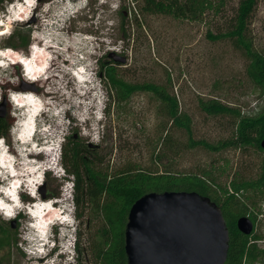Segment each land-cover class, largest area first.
Wrapping results in <instances>:
<instances>
[{"label": "rangeland", "instance_id": "rangeland-1", "mask_svg": "<svg viewBox=\"0 0 264 264\" xmlns=\"http://www.w3.org/2000/svg\"><path fill=\"white\" fill-rule=\"evenodd\" d=\"M22 1L3 0L0 3V32L5 30V34L0 35V51L11 49L28 57L33 46L45 49L50 45L47 56L51 57V63L46 76L31 82L25 79L22 64L0 60L8 64L6 68L0 67V88L6 93V105L2 106V100L0 106L12 127L16 125L18 109L9 93L34 91L39 93L46 109L44 114L39 113L35 126L40 128L43 123L49 124L53 132L47 135L48 138L57 134L61 143L74 135L101 156V165L109 173L129 165L155 173H198L204 174L220 190L230 188L233 180L258 177L264 163V147H238L233 143L237 139L240 118L233 114H208L199 106L200 98H216L251 116L263 104L264 98L249 76L251 58L244 48L235 40H214L209 36L210 31L217 33L219 27L222 30L227 27L240 0H226L220 14L209 12L202 20L151 14L141 9L142 0H29L36 7L28 13L30 18L26 21L18 20L17 10L24 5ZM26 6L23 11L27 12ZM123 28L127 29L128 38L123 37ZM248 38L254 50L264 54V0H259L252 14ZM90 50H95V59ZM111 51L121 52L127 61L114 62L108 56ZM80 55L83 56L79 58ZM74 61H82V65L89 63L87 68L93 70V83L81 85L70 74V69L76 66ZM103 62L116 66L119 76L132 84L153 82L167 86L170 78L169 91L177 96L180 109L192 117L194 140L222 145L221 149L213 151L202 145L187 147L188 132L172 126L159 113L160 102L150 92L137 91L128 102L110 106ZM30 83H35L36 90H31ZM15 99L21 101L24 98ZM57 112L58 116L55 115ZM63 113L67 118L63 119ZM12 129L6 136L7 142L11 152L18 157L15 168L25 174L35 166L31 161L29 165L23 158L19 160ZM166 136L171 138L167 143L163 141ZM41 158L44 166L50 159L48 154ZM6 172L0 176H5ZM64 174L62 164L47 171L49 178L37 191L40 200L49 199V194L55 192L60 197L59 204L67 203ZM26 176L32 177L28 173ZM30 198L28 194L25 197ZM242 201L257 215L255 234L263 238L259 244L264 246V195L250 191ZM22 216L7 219L0 214V227L12 240L11 245L0 250V264H29V258L34 256L25 246L33 243L32 239L38 233L30 227L29 215ZM56 223L60 224L59 221ZM101 226L99 220L88 224L86 217L78 222V239L84 251L79 254L77 249L76 264H92L89 244L96 241ZM63 247L68 245L64 242ZM38 264L55 263L43 260ZM246 264H264V259H248Z\"/></svg>", "mask_w": 264, "mask_h": 264}, {"label": "trees", "instance_id": "trees-1", "mask_svg": "<svg viewBox=\"0 0 264 264\" xmlns=\"http://www.w3.org/2000/svg\"><path fill=\"white\" fill-rule=\"evenodd\" d=\"M3 0H0V3ZM226 0H142V10L151 14H166L176 18L189 20H202L209 12L215 15L223 11ZM259 0H240L236 14L230 18L227 27L217 33L209 32L212 39L235 40L244 48L251 62L248 73L261 97L264 98V54L255 51L252 41L248 38V30L252 14ZM124 26V25H123ZM122 26V27H123ZM130 35L123 28V37ZM102 71L107 80L108 98L110 106H120L130 100L137 91H146L153 94L160 102L159 113L163 115L172 126L184 128L189 134L187 147L193 148L202 145L209 150L219 151L222 145L210 144L206 141L194 140L192 117L180 109L179 100L169 91V85H160L153 82L132 84L117 72L112 63L103 62ZM6 93H4V99ZM1 103V102H0ZM200 108L208 114H233L240 118L237 126L236 146L247 147L256 145L262 147L264 140V101L257 113L248 116L241 110L222 102L219 99H199ZM12 123L6 117L0 116V136H7ZM171 138L166 136L163 141L167 143ZM224 146V145H223ZM263 149V148H262ZM264 150V149H263ZM89 145L79 142L74 135L68 136L61 147V164L66 173V179L74 181V204L76 217L80 222L86 217L87 223L99 220L101 233L96 241L89 244V253L92 264H128L125 250V232L128 215L132 205L148 192H163L168 190L197 191L209 196L221 208L230 233L229 251L225 264H246L248 259H264V246L259 242L263 239L255 234L242 233L237 221L239 217L247 215L254 224L257 215L248 210L243 203V197L250 191L264 195V163L261 172L256 178L233 180L230 188L219 189L209 181L204 174L180 175L170 171L150 172L143 168H134L129 165L113 173L104 171L101 156L92 152ZM157 157L160 158L159 155ZM49 175L45 179H48ZM59 197L58 193L51 192L47 198ZM32 200V198H30ZM22 214L19 216L20 219ZM2 228V229H1ZM0 250L9 246L12 240L0 227ZM79 254L80 239L77 242Z\"/></svg>", "mask_w": 264, "mask_h": 264}, {"label": "water", "instance_id": "water-1", "mask_svg": "<svg viewBox=\"0 0 264 264\" xmlns=\"http://www.w3.org/2000/svg\"><path fill=\"white\" fill-rule=\"evenodd\" d=\"M108 56L114 62L127 61L116 51ZM28 86L36 90L35 83ZM0 116H5L1 106ZM237 226L247 235L255 230L247 215L239 217ZM229 240L222 208L209 196L187 190L152 191L130 209L125 250L128 264H225Z\"/></svg>", "mask_w": 264, "mask_h": 264}, {"label": "clouds", "instance_id": "clouds-1", "mask_svg": "<svg viewBox=\"0 0 264 264\" xmlns=\"http://www.w3.org/2000/svg\"><path fill=\"white\" fill-rule=\"evenodd\" d=\"M22 3L24 4V0L22 1ZM26 6V3L25 5ZM29 6V5H27ZM30 9L32 10L33 8L36 7V5L34 4V2H32V5L29 6ZM30 9L26 12L25 11V17H28V13L30 11ZM17 11H20L19 9ZM23 11V8H22ZM11 50V49H10ZM9 50V51H10ZM7 51V50H6ZM7 51V52H9ZM90 54H92L93 59H95V50H90L89 51ZM12 53V50H11ZM13 54L16 56L19 55L18 52L13 51ZM22 58L25 59H20L23 60L21 61L22 66H23V75L25 77L26 80L31 79L34 80L33 78L29 77L28 74V70H27V60L29 59L27 56H21ZM80 55L79 58H81ZM8 60L11 62L10 58H8ZM69 60V59H68ZM81 60V59H79ZM97 60V57H96ZM2 64V62H0ZM73 64H75L76 66H74L73 68L70 69V74L74 77L73 75V70L76 67H79L80 65L78 63H76L75 61L72 62ZM0 64L1 68H6V64H4L5 66H2ZM14 64V63H12ZM78 64V65H77ZM91 65V63H90ZM81 67V66H80ZM90 76H92V68H85ZM97 69V68H96ZM48 77V76H47ZM34 82V81H31ZM1 83V81H0ZM89 83V82H87ZM34 92V91H33ZM18 92H10L9 93V98L12 102H14V99L17 97ZM34 94H36L38 96V98L41 101L42 106H44V102L43 99L41 98V96L39 95V93L34 92ZM4 100V92L1 90L0 88V102ZM52 105V104H51ZM53 107V105H52ZM64 112V111H63ZM64 114V113H63ZM62 117L63 119L67 118L65 117V114ZM49 125V124H48ZM15 126L12 129V132L14 130ZM14 133V132H13ZM38 139V134L36 135V140ZM14 142H16V144L14 145V148L17 150L18 155H19V150H18V142L15 138V134H14ZM0 143L3 144L5 146L6 151H9L10 155L14 156L15 158H18L14 153L11 152L10 149V145L7 142V137L6 136H0ZM61 147H62V143L60 142V149H59V165L61 167ZM1 156V153H0ZM49 167L45 168L42 173H41V180L39 181V183L36 185V196H34L31 191L28 189V181H26V179L22 176H18L16 178H14L13 180L8 179V180H2V183H0V214H2L5 218L7 219H18L19 216L21 214H27L29 215V217L31 218L30 214L28 213V208L31 205V203L35 200L39 201V197L37 196V191L39 189V187L41 185H43V182L45 181L46 178V174L47 171H49ZM2 171H4L1 167H0V173H2ZM65 173V171H64ZM1 177V176H0ZM6 177V175L4 176ZM66 173L64 174V176L62 177V179L64 180V184L67 187V203H63V205H61V208L64 211V216H66L67 222L64 224L63 228L60 229V226L54 222V223H50L48 225L47 228V232L45 234V240H44V245L43 246V253L40 254L39 256L42 257V260H45V262H53V263H57V264H76L75 262V256L77 254V242H78V219L76 217V207L74 204V181L72 179H66ZM8 184V185H7ZM30 195L31 199H25L26 195ZM24 198V199H23ZM52 201H57L60 199V197H53V198H49ZM26 200V201H25ZM46 200V199H45ZM26 210V211H25ZM59 229V231H58ZM65 230V231H64ZM58 239H61L62 241L58 242ZM66 243L68 245V247H63V243ZM68 255H67V254ZM66 255V257H65Z\"/></svg>", "mask_w": 264, "mask_h": 264}, {"label": "bare ground", "instance_id": "bare-ground-1", "mask_svg": "<svg viewBox=\"0 0 264 264\" xmlns=\"http://www.w3.org/2000/svg\"><path fill=\"white\" fill-rule=\"evenodd\" d=\"M24 5H25V3H24ZM24 5L22 6V8L24 7ZM22 8H20L19 10L20 11H18L17 12V14H20V16L18 17L19 19L18 20H23V21H26V20H28L30 17L28 16V17H25V11H22ZM25 9H30V7L29 6H26L25 7ZM32 12V10L30 9V11H29V13H31ZM24 13V14H23ZM30 15V14H29ZM17 17V16H16ZM3 21H2V25H3ZM3 34H5V30H3L2 32H0V35L2 36ZM43 42H45V40H42ZM50 42V41H49ZM44 44H46V42L44 43ZM46 45H48V43L46 44ZM45 45V46H46ZM50 46V45H49ZM49 46H47L45 49H40V52L39 53H34V51L32 50L31 51V53H30V56H28V58H31L32 57V65L34 66V67H36L37 69H35L34 71H33V74H37V73H39V75H38V78H34V80H31V79H28L29 81H34V82H37V81H39L42 77H44V75L47 73V70H48V67H49V65H50V59H51V57H48L47 55H49V49L51 48V47H49ZM10 50V49H9ZM42 50V51H41ZM44 51V52H43ZM8 57H13L14 59H17V62H16V64L17 63H20V64H22L21 63V61H23V60H21L20 61V59L22 58V57H15V55L13 54V52L11 53V52H5V51H0V60H8ZM66 60V59H65ZM27 62V61H26ZM80 62H82V61H80ZM80 62H79V64H80ZM85 62V61H84ZM83 63V62H82ZM15 64V63H14ZM80 68H76L78 71H77V76H78V78H79V80L81 81L80 83H81V85L83 84V83H85L84 82V79L86 80V73L84 72V70H85V68H87L88 66H89V63L88 62H86V64H84V65H82V64H80ZM32 69V68H31ZM32 71V70H31ZM91 76H89V83H93V80H91ZM87 83V82H86ZM91 85V84H90ZM85 86H86V84H85ZM84 86V87H85ZM22 93H34V92H22ZM25 107H29V109H30V103L29 102H27V103H25V104H23ZM24 108V107H23ZM45 104H44V106H43V108H42V111L40 112L39 111V113H40V115L41 114H44L45 113ZM39 113H38V115H39ZM37 124V123H36ZM35 129H38V125H36L35 126ZM48 136L49 135H51V134H47ZM29 143V142H28ZM28 143H26L25 144V146L27 147H30V145L28 144ZM24 151V150H23ZM30 153H34V155H30ZM30 153H26V154H24L23 155V159L25 160V161H28V164L30 165V159H31V157L32 158H35V156H39L40 154H37L36 152H33L32 150H31V152ZM30 155V156H29ZM48 156H49V153H48ZM32 162V161H31ZM33 165V164H32ZM31 165V166H32ZM32 168V167H31ZM37 167L35 166L32 170H27L26 172H25V176L27 175V173L29 174V175H31V176H34L35 175V173H36V171H37ZM4 171H5V169H4ZM4 171H2V174H3V172ZM30 171H32L33 172V175L31 174V172ZM8 173V171L5 173V175ZM1 174V173H0ZM6 179V177H4V176H2L1 177V180H5ZM8 185V184H7ZM57 212H59L58 210H54V209H50L49 211H47L46 213H45V217L47 218V217H50V218H53V217H55V215H56V213ZM33 228L37 231V225L36 224H33ZM32 231V230H31ZM38 232V231H37ZM30 254V253H29ZM30 255H34V254H30ZM43 260H42V257H40V256H37L36 254L34 255V256H32L31 258H29V264H35V263H39V262H42ZM46 263V262H45Z\"/></svg>", "mask_w": 264, "mask_h": 264}, {"label": "flooded vegetation", "instance_id": "flooded-vegetation-1", "mask_svg": "<svg viewBox=\"0 0 264 264\" xmlns=\"http://www.w3.org/2000/svg\"><path fill=\"white\" fill-rule=\"evenodd\" d=\"M43 1H46V0H43ZM40 2H42V1H40ZM118 53L122 54L121 52H118Z\"/></svg>", "mask_w": 264, "mask_h": 264}]
</instances>
